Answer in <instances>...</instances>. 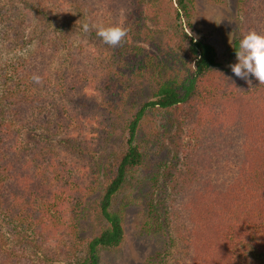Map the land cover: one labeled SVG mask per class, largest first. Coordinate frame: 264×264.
Instances as JSON below:
<instances>
[{
  "label": "trees",
  "instance_id": "16d2710c",
  "mask_svg": "<svg viewBox=\"0 0 264 264\" xmlns=\"http://www.w3.org/2000/svg\"><path fill=\"white\" fill-rule=\"evenodd\" d=\"M238 5L227 67L193 35L194 0H17L0 12V264H100L126 240L125 208L112 207L127 190L143 196L146 231L167 237L157 264H264V85L229 67L248 31L264 34V0ZM85 23L128 35L89 56L102 40ZM146 83L123 148L106 155ZM157 114L176 132L151 173Z\"/></svg>",
  "mask_w": 264,
  "mask_h": 264
},
{
  "label": "rangeland",
  "instance_id": "374dc122",
  "mask_svg": "<svg viewBox=\"0 0 264 264\" xmlns=\"http://www.w3.org/2000/svg\"><path fill=\"white\" fill-rule=\"evenodd\" d=\"M15 1L17 2V0H0V12L4 9L6 10ZM194 5V21L197 32L193 33V35L203 38L213 45L220 56L221 62L227 67L229 48L233 44L236 30L240 24L238 0H194ZM0 18H2L1 14ZM91 48L92 53L89 56L95 51L103 54L111 52L108 45L107 49H105L104 42L98 39L94 40ZM20 53L21 50L16 51V54ZM85 90L91 92L88 88ZM131 91L132 93L126 97L115 118L118 130L106 150V155H110L123 148L124 136L122 126L132 118L144 102L150 99L152 86L149 87L148 83L141 84V86L137 84L136 86L133 85ZM149 118L157 125L154 132L156 143L153 144V157L150 161L152 173L153 168L155 171L157 162L171 156V149L168 147L171 146L169 138L176 132V128H170V118L166 114H157L156 117L150 116ZM84 122H86V129L89 133L90 126L95 125V121L89 120L91 123H88L87 120ZM151 127L149 121L145 123L141 129L140 137L143 138V132L146 133V130ZM157 135H159L160 139ZM24 140V143H32L31 141H33L29 135L24 136ZM142 197L139 191L132 190H127L116 197L112 209L119 211L125 208L126 240L119 249L101 251L100 264H157L156 258L165 249L167 237L162 233L158 234L146 231L144 227V210L142 209L141 202ZM89 225V228H93L92 224ZM87 230L90 229L87 228Z\"/></svg>",
  "mask_w": 264,
  "mask_h": 264
},
{
  "label": "clouds",
  "instance_id": "9594fccd",
  "mask_svg": "<svg viewBox=\"0 0 264 264\" xmlns=\"http://www.w3.org/2000/svg\"><path fill=\"white\" fill-rule=\"evenodd\" d=\"M82 28L84 32L95 29L96 35L111 47L119 46L128 35V30L120 24L105 26L85 23ZM235 55L238 62L229 65L234 75L244 80L253 76L260 85H264V34L248 31L239 41ZM34 80L39 82L40 78L34 77Z\"/></svg>",
  "mask_w": 264,
  "mask_h": 264
}]
</instances>
